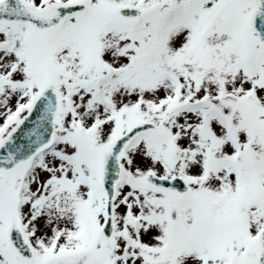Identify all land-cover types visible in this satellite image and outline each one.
Instances as JSON below:
<instances>
[{"label":"snow or ice","instance_id":"1","mask_svg":"<svg viewBox=\"0 0 264 264\" xmlns=\"http://www.w3.org/2000/svg\"><path fill=\"white\" fill-rule=\"evenodd\" d=\"M0 264H264V0H0Z\"/></svg>","mask_w":264,"mask_h":264}]
</instances>
